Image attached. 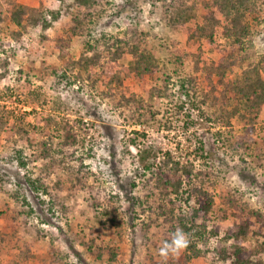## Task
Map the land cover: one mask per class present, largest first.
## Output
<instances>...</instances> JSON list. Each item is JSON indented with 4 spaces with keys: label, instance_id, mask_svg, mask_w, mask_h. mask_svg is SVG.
Wrapping results in <instances>:
<instances>
[{
    "label": "rangeland",
    "instance_id": "obj_1",
    "mask_svg": "<svg viewBox=\"0 0 264 264\" xmlns=\"http://www.w3.org/2000/svg\"><path fill=\"white\" fill-rule=\"evenodd\" d=\"M39 4L0 0V264H178L184 248L159 253L160 231L171 216L157 208L155 175H142L143 166L158 170L165 155L190 161L205 186L223 192L228 204L264 211V105H242L233 91L222 110V99L216 106L201 101L212 87L219 88L217 72L206 68L217 61L212 48L225 42L228 23L215 26L210 43H189L182 27L166 23L186 8L193 28L207 0H94L88 8L53 0L47 7L57 18L48 19L46 28L28 16L31 10L19 24L9 16L15 5ZM257 10L244 9L239 17L245 33H237L242 43L234 47H242L244 60L226 67L224 78L264 58V13ZM78 21L88 28L71 33ZM148 51L151 71L139 77L137 56L150 58ZM21 126L33 131L26 138L35 147L25 149ZM64 126L68 143L60 136ZM38 143L53 156L67 152L78 181L66 170L45 173L52 155L39 157ZM37 174L48 185L57 178L62 183L36 194L24 178ZM166 198L170 204L163 209L174 213V195ZM105 209L104 218L113 217V223L102 225L94 215ZM90 239L93 252L86 249ZM258 242L246 238L244 245L253 244L250 264H264ZM24 244L35 253L32 261L19 257Z\"/></svg>",
    "mask_w": 264,
    "mask_h": 264
},
{
    "label": "trees",
    "instance_id": "obj_2",
    "mask_svg": "<svg viewBox=\"0 0 264 264\" xmlns=\"http://www.w3.org/2000/svg\"><path fill=\"white\" fill-rule=\"evenodd\" d=\"M50 1L53 0H40L38 7L29 9L23 5H15L12 10H10L9 13L11 15L9 16L12 17L11 20L19 24L21 20L19 18L23 16L26 17L27 11L31 10V14L28 16L33 19H38L37 21H41L46 28L49 21L48 19L51 17L57 18V14L54 15L50 8L47 7ZM74 1L79 8H88L94 4V0ZM205 8L206 10L203 12L200 20L195 22L193 28H190L187 24L191 18H189V9L186 10V8L181 9L179 13L176 11L175 16L168 19V22H166L167 25L170 26L182 27L183 33L186 35L189 43H195L198 40H204L206 43H210L215 26H225L226 23H228V25L225 26L227 29L224 32L225 42L220 47L214 46L215 48H212L217 51V61L210 62V67L206 68L208 73L212 71L217 72L219 88L212 87L211 91L205 94L204 98L201 99L202 103L206 102L208 106H216L214 102L216 101L219 103L220 99H222L224 100L223 103L220 104V110H222L225 108L227 102H232V96H229L228 93L233 91V98L235 100L237 99L242 105L248 107H259L260 105H264L263 57L259 65L247 68L234 78H224L227 71L226 67L238 65L244 60V57L240 53L242 47L239 45L234 47L235 43H242L237 33L243 34V36L245 33L243 31L244 25L242 26L241 24L242 19L239 17L245 14V11H243L244 9H258L257 11H259L261 8L262 13H264V0H207ZM259 16L260 15L256 16L257 20ZM81 25L82 27L88 28L78 21L75 26H72L71 33L81 31ZM230 34H232V37ZM111 38L115 40L114 37ZM226 38L228 40H226ZM191 46L192 45L189 47ZM174 48L181 49L175 46ZM198 48L200 49V44L196 50ZM137 49L138 47H135L134 52H136ZM199 49L197 50V54H199ZM114 51H116V49H114ZM114 51H112L114 55L117 54V52ZM189 51H191V49H189ZM148 54L150 58H148V55L142 53L137 56L138 62L135 68V74H138L139 77L151 71L152 67L150 61L153 53L148 51ZM177 56H180V54ZM88 63L90 65V62ZM142 63L146 64L142 66ZM76 64L80 65L81 61L79 60ZM140 65L142 68L138 69ZM261 71L263 72L262 74ZM112 78L113 74L109 76V81H111ZM29 125L27 124V126ZM27 126H21L20 136H25V149H31V146H34V144L31 143L26 136L29 133L33 134V131L29 132ZM60 132L63 143H68L70 139V132L68 129L64 126L60 129ZM37 146L40 147L37 150V155L42 159H48L50 154L52 155L48 161L47 167L44 169L45 173L49 170L55 173L59 170H66L69 175L73 176L75 181H78L79 177L77 173L74 172L75 168L68 166L69 160L66 159L68 156L67 152H63V150L61 154H55L56 156H53V150L49 152L48 148H46L43 143H38ZM63 146H65V144ZM21 153V150H18L20 156L17 157V160L19 165L25 168L26 164L23 161ZM166 153L168 154V152ZM163 159L162 165H159L156 171H153L154 168H152V165L143 166L142 175L144 176L145 172L155 175V179L157 180L156 183H159L160 195L157 208L161 210L162 215L168 214L171 216V219L167 221L169 223L168 226H164L160 231L162 243L168 241L176 229H182L188 236L189 243L183 251H180V258L183 257V259L182 261L181 259L177 261L178 264H207L211 261L213 264H217L218 262L219 264H250V251L253 244L248 243V245H244L246 244L248 235H251L257 242L259 241V236H261L263 240L258 242L257 245L260 246L258 250L264 251V211L258 209L254 210L250 207L248 209L243 208L235 201L232 202L231 205L228 204L224 201L225 195L223 192H220L223 195H219L209 189L207 185L205 186V180L201 177L202 172L194 171V166L190 161L189 165H187V162L182 164L177 160H172L168 155H165ZM181 175L184 179L181 178ZM43 179L44 177L39 174H37L33 180L30 176L26 175L24 182L28 184L30 190L36 194L38 190L49 193L53 187H58L62 183L61 179L57 178L54 181V186L48 185ZM168 194L174 195V201L178 203L174 213H172V209L169 211L163 209L170 204L169 199L166 198ZM232 198L236 200V198ZM182 203L186 204V209L182 210L183 213L179 209ZM107 212L108 211L105 209L96 213L94 217L100 219L102 225L113 223V217L109 216L104 218ZM211 219V229L207 230V221ZM11 224L12 229H10L11 231H9V233L14 235L15 228L13 223ZM90 234H92V232H90ZM2 240H4V238L0 236V242ZM91 240L92 239L86 242L88 243L86 244V249L88 251L93 250ZM19 257H22V259L28 262L33 260L35 253L30 245L24 244L20 247ZM227 261L228 263H226Z\"/></svg>",
    "mask_w": 264,
    "mask_h": 264
},
{
    "label": "clouds",
    "instance_id": "obj_3",
    "mask_svg": "<svg viewBox=\"0 0 264 264\" xmlns=\"http://www.w3.org/2000/svg\"><path fill=\"white\" fill-rule=\"evenodd\" d=\"M189 239L186 233L182 229H176L172 233L171 238L168 241H165L159 249V253L162 256H167L169 254H176L181 249L187 247Z\"/></svg>",
    "mask_w": 264,
    "mask_h": 264
}]
</instances>
